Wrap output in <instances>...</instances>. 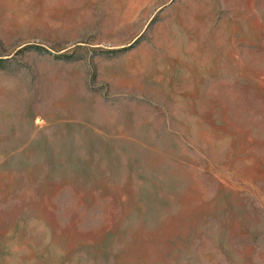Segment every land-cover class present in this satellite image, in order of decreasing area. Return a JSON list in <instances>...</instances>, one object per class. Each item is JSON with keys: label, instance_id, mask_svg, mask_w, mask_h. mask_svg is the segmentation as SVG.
Segmentation results:
<instances>
[{"label": "rangeland", "instance_id": "1", "mask_svg": "<svg viewBox=\"0 0 264 264\" xmlns=\"http://www.w3.org/2000/svg\"><path fill=\"white\" fill-rule=\"evenodd\" d=\"M0 264H264V0H0Z\"/></svg>", "mask_w": 264, "mask_h": 264}]
</instances>
